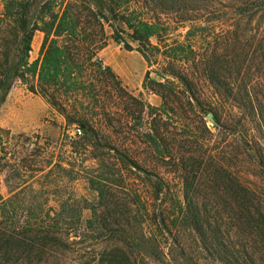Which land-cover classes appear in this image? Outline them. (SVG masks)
Returning a JSON list of instances; mask_svg holds the SVG:
<instances>
[{
  "label": "rangeland",
  "instance_id": "1",
  "mask_svg": "<svg viewBox=\"0 0 264 264\" xmlns=\"http://www.w3.org/2000/svg\"><path fill=\"white\" fill-rule=\"evenodd\" d=\"M121 1V5L146 12L144 0ZM2 9L0 0V12ZM159 17L165 22L169 19L165 14ZM82 24L76 30L75 43L80 41V46L88 49L100 33ZM115 24L122 27L119 22ZM203 25L192 30L196 37L186 36L189 26L177 28L172 37L185 42L187 50L192 48L197 57L206 58L215 50L221 81L228 79L234 89L247 87L251 91L260 109L259 121L250 110L249 100L222 99L207 77L197 84L206 98L207 111H211L210 107L218 109L222 125L217 126L215 119L205 115L212 135L200 134L202 127L192 120L193 116L174 118L165 111L162 97L144 85L148 71L149 85L152 79L162 78L157 65L149 66L138 50H127L116 42L109 26L107 44L97 57L118 76L122 94L97 86L90 91L89 61L83 55L80 61L85 67L75 70L72 79L79 90L69 92L68 98L61 92V103L70 119L62 108L34 94L21 81L15 83L0 105V196L13 197V215L17 219H59L61 232L74 240L64 250V264H264V160L259 158L264 155V126L260 125V119L264 123V13L248 23L247 36L251 39L232 45L230 42L228 53L224 52V36L234 26ZM44 36L42 31L35 32L31 62L38 47V58L42 57ZM243 111L249 117H244L247 121L242 119ZM157 113L162 114L161 129L166 141L175 133L184 137L187 129L195 130L200 143L203 141L216 158L227 157L225 165L208 159L206 165L200 166L199 154L191 151L188 144L186 171L176 166L179 156L168 162L158 157L150 159L144 141H148L146 134L152 132ZM81 118L86 119H82L86 126L90 121L97 127L103 143L111 142L136 159L142 170L120 162L117 166L109 164L103 158L106 147L93 151L89 142L85 155L73 153L77 151L74 141L85 133ZM77 128L81 134H77ZM5 148L11 152L10 161L3 157ZM41 151L45 153L41 157L32 156ZM93 152L100 157L97 162ZM19 157L26 159L22 168ZM235 179L255 189L261 195L257 196L259 200L253 202L250 195L240 192ZM159 181L164 190L157 198L153 188ZM195 216L200 217L202 226L198 228ZM99 219L104 222H97ZM115 219L123 223L116 227Z\"/></svg>",
  "mask_w": 264,
  "mask_h": 264
},
{
  "label": "trees",
  "instance_id": "2",
  "mask_svg": "<svg viewBox=\"0 0 264 264\" xmlns=\"http://www.w3.org/2000/svg\"><path fill=\"white\" fill-rule=\"evenodd\" d=\"M2 1L3 9L0 12V105L5 101L15 83L21 81L27 84L28 89L34 94H39L51 104L62 108L65 116L70 119V113L62 106L60 98L62 93L68 98L69 92L79 90L78 83H72V79L75 76L73 75L75 70H80L84 66V62L80 61L81 58H84L83 55L88 57L89 61V75L91 76L89 90L94 91L97 86L98 89H107L122 94V85L118 76L110 66L105 65L102 59L97 57V52L107 44L106 26H109L113 31L111 37L116 42L122 44L127 50H138L148 61L149 66L157 65L158 75L164 78L165 82L161 81L162 78L152 79L151 85H149L150 71H148L144 85L162 97L163 107H167L165 111H170L174 118L193 116L192 120L202 127L200 134L212 135L204 120V116L209 112H213L216 125H222L220 117H218V109L210 107L211 111H207L206 98L197 84L203 77H207L211 83L216 85L215 93L222 99H232L236 102L249 100L250 110L259 121L260 109L253 102L254 97L251 91L247 87L246 89H234L230 86L227 78V80L221 81L220 76L222 75L218 71L220 62L214 54L215 50L206 58L197 57L196 51L192 48L187 50L185 42L180 41L177 36L173 38L172 34L181 26H189L190 29L186 36L190 38L197 36L195 33L191 34L192 30L204 27L203 24H206L205 26L215 23L233 25L234 29L229 30L224 36V41L227 43L224 46V52L228 53L230 42L232 45L242 39H246V41L251 39L247 36L246 27L255 15L264 13V0H144L147 3L145 13L121 5V0ZM161 14L169 17L167 22L162 21V18L159 17ZM82 22L84 25L89 24V29L100 33V38L88 49H83L80 46V41L75 43V38L78 36L76 30L83 27L81 26ZM117 22L122 25L121 28L115 24ZM36 31L45 33L41 47L42 57L31 62L30 51ZM90 35L94 37V35ZM126 36L129 39H126ZM170 37L173 40L168 42ZM132 43L136 46H133ZM67 68H71L68 73L65 72ZM244 117L249 118L245 112L242 119ZM245 118L244 120H246ZM82 119L80 123L85 129V133L79 135L78 139L74 141L77 151L73 153H79L81 156L82 153L85 155L89 146L93 148V151L103 146L107 149L106 157L103 156V158L109 164L117 166V163L120 162L142 170L136 159L122 152L120 148L113 147L111 142L103 143L101 137L99 139L97 127L90 121L89 126H86L83 121L86 119ZM161 120L162 114L157 113L152 120V132L146 134L148 141H144L145 148L149 150L150 159L158 157V159L168 162L167 159H175L179 156L176 166L180 170L186 171L189 169L188 161L185 159L186 144H188L191 151L199 154L198 164L200 166L206 165L208 159L211 161L210 163H212V159H217L222 167L225 165L227 157L221 155L216 158L211 153V149L205 147L203 141L200 143V136L195 130L187 129L184 137H178L175 133L172 138L170 137L166 141L161 129ZM260 122V125L264 126L261 119ZM6 134L10 133L6 132ZM242 136L245 138L244 133ZM82 148L84 151H81ZM10 153L9 149L5 150L3 153L5 160L10 161L11 158L8 157ZM93 153L92 158L97 162V158L100 159V157L96 156L95 152ZM44 154L41 151L31 155L41 157ZM259 158L260 161L264 160V155L260 154ZM18 161L22 164V168L26 159L23 161V157H19ZM148 161L154 165L151 160L148 159ZM44 163L43 161L42 164ZM235 181L240 192L242 190L250 195L253 202L259 200L257 196L261 197V195L255 189L245 187L236 179ZM153 189L156 197L159 198L164 190V184L159 181ZM9 192H12V187H9ZM111 194H115V192ZM0 200H3L0 203V264H64V250L71 247L74 240L70 239L69 234L65 235L61 232L59 219H40L29 216L20 220L16 215H13V212L15 213L13 197L3 199L0 196ZM2 214L4 217H1ZM126 219L128 220L129 217ZM199 219V216H195L194 224L197 228L202 226ZM96 221L104 222L102 219ZM113 222L116 227L123 223L118 219ZM99 259L102 260L103 255Z\"/></svg>",
  "mask_w": 264,
  "mask_h": 264
},
{
  "label": "water",
  "instance_id": "3",
  "mask_svg": "<svg viewBox=\"0 0 264 264\" xmlns=\"http://www.w3.org/2000/svg\"><path fill=\"white\" fill-rule=\"evenodd\" d=\"M207 119L214 121V115H213V112H209V113L207 114Z\"/></svg>",
  "mask_w": 264,
  "mask_h": 264
},
{
  "label": "crops",
  "instance_id": "4",
  "mask_svg": "<svg viewBox=\"0 0 264 264\" xmlns=\"http://www.w3.org/2000/svg\"><path fill=\"white\" fill-rule=\"evenodd\" d=\"M40 44H41V43H40ZM37 52L40 53V48H39V47L34 51V54H35V56H36V57H33L34 60H36V58H38V56H39V55L37 54Z\"/></svg>",
  "mask_w": 264,
  "mask_h": 264
},
{
  "label": "built area",
  "instance_id": "5",
  "mask_svg": "<svg viewBox=\"0 0 264 264\" xmlns=\"http://www.w3.org/2000/svg\"><path fill=\"white\" fill-rule=\"evenodd\" d=\"M76 132H77V134H81V129L80 128H77L76 129Z\"/></svg>",
  "mask_w": 264,
  "mask_h": 264
}]
</instances>
